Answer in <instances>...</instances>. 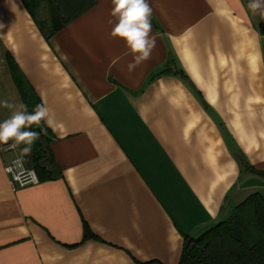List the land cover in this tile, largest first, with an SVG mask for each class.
Returning a JSON list of instances; mask_svg holds the SVG:
<instances>
[{
  "label": "crops",
  "instance_id": "1",
  "mask_svg": "<svg viewBox=\"0 0 264 264\" xmlns=\"http://www.w3.org/2000/svg\"><path fill=\"white\" fill-rule=\"evenodd\" d=\"M148 3L155 48L130 71L112 0L49 38L0 0V100L57 124L33 126L27 156L0 150V264H179L186 235L264 195V16L249 0ZM14 154L38 183L11 186Z\"/></svg>",
  "mask_w": 264,
  "mask_h": 264
},
{
  "label": "trees",
  "instance_id": "2",
  "mask_svg": "<svg viewBox=\"0 0 264 264\" xmlns=\"http://www.w3.org/2000/svg\"><path fill=\"white\" fill-rule=\"evenodd\" d=\"M22 2L43 36L49 38L96 0ZM74 5L78 9H74ZM259 30L264 33V22L260 23ZM84 231L88 232L87 226ZM180 254L179 264H264V195L259 192L251 194L235 207L229 218L200 236L186 235ZM137 264L162 263L152 260Z\"/></svg>",
  "mask_w": 264,
  "mask_h": 264
},
{
  "label": "clouds",
  "instance_id": "3",
  "mask_svg": "<svg viewBox=\"0 0 264 264\" xmlns=\"http://www.w3.org/2000/svg\"><path fill=\"white\" fill-rule=\"evenodd\" d=\"M111 16L115 18L111 36L125 42L133 60L129 70H134L139 64L147 61L155 48V37L152 33V9L148 0H112ZM255 15L259 12L264 16V0H249L247 6ZM113 23V21H109ZM0 107L10 111L8 118L0 121V144L8 145L9 150H15L21 144L22 156L31 153L32 146L39 140L41 132L47 134V128L56 131L57 124L44 104L36 105L29 112L28 106L22 101L10 102L0 100ZM44 124L47 128L41 127ZM33 126L41 127V132L31 130ZM11 142V143H10ZM31 178L37 180L35 171L30 170Z\"/></svg>",
  "mask_w": 264,
  "mask_h": 264
},
{
  "label": "built area",
  "instance_id": "4",
  "mask_svg": "<svg viewBox=\"0 0 264 264\" xmlns=\"http://www.w3.org/2000/svg\"><path fill=\"white\" fill-rule=\"evenodd\" d=\"M0 150L13 152L16 149L9 150L8 145L0 144ZM2 169L5 171L7 175H9L10 184L13 188L23 187L26 185L36 184L39 182V178L37 180H33L31 178L30 170H34V169L28 168L23 158L20 155L14 154V156L11 157L9 161L3 163ZM35 174L36 177H38L36 171Z\"/></svg>",
  "mask_w": 264,
  "mask_h": 264
}]
</instances>
